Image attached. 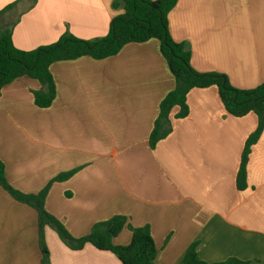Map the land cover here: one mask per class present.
I'll list each match as a JSON object with an SVG mask.
<instances>
[{"label":"crops","instance_id":"obj_1","mask_svg":"<svg viewBox=\"0 0 264 264\" xmlns=\"http://www.w3.org/2000/svg\"><path fill=\"white\" fill-rule=\"evenodd\" d=\"M17 1L0 0V11ZM113 1L22 0L0 27L17 15L12 41L23 51L56 43L66 31L94 40L123 13ZM168 20L172 39L190 47L196 71L226 74L238 89L264 82V0H179ZM50 71L57 96L49 108L35 105L41 85L28 77L0 96V161L13 188L37 194L78 169L54 183L45 201L72 237L124 215L133 227L150 226L156 264H182L196 241L206 262L264 264V131L251 149L247 188L236 183L245 143L258 127L254 113L234 117L217 88L193 89L188 116L178 119L173 108L171 134L152 149L160 104L176 86L157 40L127 44L103 60L56 62ZM44 237L50 264H122L89 244L71 250L50 227ZM131 240L126 227L113 243ZM0 264H43L37 211L1 186Z\"/></svg>","mask_w":264,"mask_h":264},{"label":"trees","instance_id":"obj_2","mask_svg":"<svg viewBox=\"0 0 264 264\" xmlns=\"http://www.w3.org/2000/svg\"><path fill=\"white\" fill-rule=\"evenodd\" d=\"M22 0L8 5L0 11V25L5 15L11 13ZM179 0H114L113 8H122L123 13L113 18L109 33L102 38L82 40L66 31L53 44L41 46L32 51L16 48L12 41V31L19 19L4 23L0 27V96L5 86L15 80L28 77L37 80L41 89L34 91L35 105L49 108L56 99L57 88L50 71L52 64L71 61L82 57L103 60L117 55L124 46L131 43H145L157 40L160 52L175 78L176 86L161 102L158 118L151 132L149 142L152 149L172 132L170 113L179 107L178 119L189 114L188 94L193 89L215 87L226 111L237 118L254 113L258 118L257 129L248 137L242 154L236 183L243 191L247 188V165L252 146L264 131V82L254 89L234 87L228 76L218 72L201 73L191 64V49L187 43L175 42L169 30V13ZM35 2V0H33ZM78 169L60 173L37 194H25L13 188L6 178L5 165L0 161V186L16 201L34 208L38 213L40 247L43 264H50V254L45 243L46 227L52 228L60 240L71 250H82L92 245L99 251L113 253L122 264H156L157 247L149 225L133 227L129 218L116 215L96 223L90 233L81 238L72 237L64 225L45 209V201L52 185L70 179ZM132 232L128 246H116L113 239L124 228ZM199 242H193L185 252L182 264H249L231 257L222 262L210 263L198 255Z\"/></svg>","mask_w":264,"mask_h":264},{"label":"rangeland","instance_id":"obj_3","mask_svg":"<svg viewBox=\"0 0 264 264\" xmlns=\"http://www.w3.org/2000/svg\"><path fill=\"white\" fill-rule=\"evenodd\" d=\"M16 14H13V15H11V16H7V18L5 19V23H11L13 20H15V18H16Z\"/></svg>","mask_w":264,"mask_h":264}]
</instances>
